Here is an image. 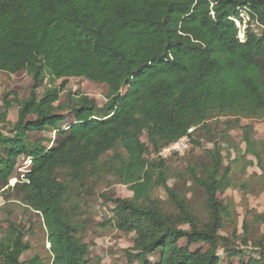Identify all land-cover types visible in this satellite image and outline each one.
<instances>
[{
    "label": "trees",
    "instance_id": "1",
    "mask_svg": "<svg viewBox=\"0 0 264 264\" xmlns=\"http://www.w3.org/2000/svg\"><path fill=\"white\" fill-rule=\"evenodd\" d=\"M242 9L249 17L244 40L234 20ZM22 71L33 79L29 96L10 91L0 109V190H18L43 217L54 264H89L90 256L87 224L61 177L83 186L102 173L133 193L110 200L114 227L136 235L130 264H222L218 250L231 240L220 231L230 208L218 194L233 184L222 146L214 144L203 176L188 167L206 195L205 221L168 184L164 159L148 154L209 129L212 118L230 117L228 129L243 119L264 120V0H0V72ZM70 78L106 84L105 105L68 91ZM46 79L50 86L40 94ZM14 104L18 118L6 134ZM64 112L75 118L67 127ZM241 127L247 149L240 157L252 155L264 168L252 125ZM49 129L59 135L52 146L32 140ZM21 156L30 170L8 186ZM155 187L165 189L174 211L153 197ZM255 216L264 223V212ZM25 236L10 226L0 240V264H39L21 260L31 248ZM200 243L207 248L192 249ZM257 244L259 257L248 261L243 251L225 249L240 256L238 264H264V234Z\"/></svg>",
    "mask_w": 264,
    "mask_h": 264
},
{
    "label": "rangeland",
    "instance_id": "2",
    "mask_svg": "<svg viewBox=\"0 0 264 264\" xmlns=\"http://www.w3.org/2000/svg\"><path fill=\"white\" fill-rule=\"evenodd\" d=\"M240 18L239 36L242 38L249 21L246 9L241 10ZM254 28L257 32L262 31L257 24H254ZM61 81L53 85H58ZM32 84V77L25 71L17 74L0 72V109L7 93L15 91L19 99L25 98L29 96ZM48 86H50L49 79H46L39 89L40 94H43ZM67 87L68 91L84 93L95 99L99 107H103L107 101V86L104 83L85 78H70ZM126 90L124 88L123 92L125 93ZM18 109L19 106L14 104L9 111L10 123L3 126L6 134L10 133L12 125L17 121ZM64 113L66 118L62 126L67 127L75 118L69 112ZM228 119L230 117L212 118L208 122L209 129L200 128L192 132L191 136L187 137L188 148L184 153L171 151L163 155V148L158 155L150 151L148 156L152 159L159 156L164 159L168 184L186 198L196 214L205 221L209 218L206 195L204 190L193 182L188 167H196L199 175L203 176V166L211 164L210 152L214 149V144L219 143L222 146L224 165H230L232 168L233 184L229 189L218 194L219 199L230 208V217H225L220 233L230 238L231 242L227 247L224 244L221 245L218 254L222 264H227L229 261L238 264L240 256H229L225 248L233 247L243 251L245 261L252 257L258 258L260 248L257 243L264 234V223L257 222L255 216L257 213L264 212V168L262 170L256 165V159L252 155H247L245 159L240 157V152L245 153L247 149L244 140L245 131L241 126L252 125L249 135L260 151L264 167V120L243 119L241 126L234 125L228 129L225 124ZM58 138V133L52 129L32 134V140L40 139L48 147L52 146V142ZM142 140L148 143L147 132L142 135ZM228 143L234 148L229 147ZM248 161H254L255 165H248ZM30 167L29 158L19 157L16 161L14 176L9 180L8 186L13 187L20 179H24ZM61 178L72 187L73 199L80 208L79 216L87 224L84 236L85 241L90 244L89 264H130L129 250L134 247L136 235L134 232L124 233L114 227L112 212L114 204L110 200L117 197L130 198L133 196L132 191L126 185L118 183L111 175L104 173L87 180L83 186L72 182L66 175ZM20 197L16 189L4 187L0 190V240L10 230L11 225H16L24 230L25 239L31 245V248L21 256V260L37 259L39 264H54L53 254L50 251L51 245L48 243V230L43 217ZM153 197L163 201L167 211L175 210L163 187H155ZM244 225L247 228H244ZM244 239L247 242H243ZM181 244L185 245L186 241L182 240ZM199 246L207 248L206 244L200 243L193 245L192 249Z\"/></svg>",
    "mask_w": 264,
    "mask_h": 264
},
{
    "label": "built area",
    "instance_id": "3",
    "mask_svg": "<svg viewBox=\"0 0 264 264\" xmlns=\"http://www.w3.org/2000/svg\"><path fill=\"white\" fill-rule=\"evenodd\" d=\"M234 20H235L236 24H238V27H240L239 20H237L236 18H234ZM244 36H245V34H243V37L241 38V40H244ZM187 148H188L187 137H184L181 140H179L178 142L173 143L170 146L164 148L163 155H165V153L171 152V151H176L178 153H184Z\"/></svg>",
    "mask_w": 264,
    "mask_h": 264
},
{
    "label": "clouds",
    "instance_id": "4",
    "mask_svg": "<svg viewBox=\"0 0 264 264\" xmlns=\"http://www.w3.org/2000/svg\"><path fill=\"white\" fill-rule=\"evenodd\" d=\"M240 35V34H239Z\"/></svg>",
    "mask_w": 264,
    "mask_h": 264
}]
</instances>
